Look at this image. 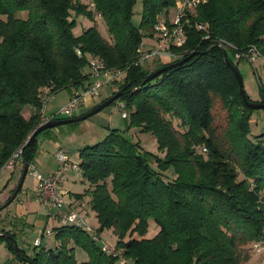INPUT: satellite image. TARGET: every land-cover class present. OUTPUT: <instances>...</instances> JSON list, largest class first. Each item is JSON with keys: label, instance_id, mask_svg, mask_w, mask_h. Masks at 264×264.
Listing matches in <instances>:
<instances>
[{"label": "trees", "instance_id": "obj_1", "mask_svg": "<svg viewBox=\"0 0 264 264\" xmlns=\"http://www.w3.org/2000/svg\"><path fill=\"white\" fill-rule=\"evenodd\" d=\"M92 1L106 37L96 24L73 34L78 18L94 22L79 0H0V168L22 150L17 184L0 190V208L12 202L23 165L35 161L37 140L25 144L41 123L45 89L81 96L92 84L88 61L98 58L123 71L113 83L127 126L79 151L87 188L75 198H89L96 234L110 230L118 254L71 225H57L58 245L34 246L32 256L4 231L0 244L23 264H248L251 243L263 236L264 146L248 138L256 109L246 106L224 57L238 71L233 54L255 47L264 63V0H207L187 13L185 43L170 47L169 64L185 61L145 84L169 64L135 66L137 50L178 0H143L139 26L131 22L135 0ZM258 91V102L243 91L245 100L264 105V81ZM217 107L226 115L222 136L214 128ZM130 129L151 134L158 153L127 138Z\"/></svg>", "mask_w": 264, "mask_h": 264}, {"label": "built area", "instance_id": "obj_2", "mask_svg": "<svg viewBox=\"0 0 264 264\" xmlns=\"http://www.w3.org/2000/svg\"><path fill=\"white\" fill-rule=\"evenodd\" d=\"M85 4L88 9L93 13V18L101 19L100 14L95 12L94 3L92 0H79ZM207 0H178L175 4L176 11L171 21L166 22L162 19L153 27L154 39L158 43V48L153 52L144 53L142 46L140 45L137 53V60L135 66H140L150 58H162L164 56L172 55L170 53V47H181L185 43V31H184V20L187 13L193 11L197 6L205 4ZM199 30H204L203 25H197ZM142 44V43H141ZM219 47H225L223 43H219ZM77 55L80 56L79 51H76ZM258 52L254 47H250L246 52L235 53V59H247L253 62L258 58ZM86 69L90 72V79L92 84L88 90L80 95L72 96L66 104L60 107L55 113L50 116H44L42 114V120L40 125H43L50 121H55L58 118H71L74 113L80 109L83 104L85 95L94 97L105 87H109L112 93L117 92V87L114 86V81L117 80L123 73L119 69H107L102 60L98 58H90ZM50 92L49 89H45L42 97V108L49 102ZM121 110V118L126 119L127 113L123 103H119ZM43 111V110H42ZM43 113V112H42ZM22 150L18 149L6 163L0 168V177L5 171H13L17 164L21 163ZM56 160L58 162L57 170L49 176H42L37 171L34 163L28 164L27 175L33 177L38 182L35 197L39 200L40 204L46 209V215L52 222L58 223L60 226H75L76 228L82 229L87 232L93 241L96 243L100 241L99 236L96 234V230L88 223L85 216L77 211H70L66 213L64 210L67 208L68 203L64 199L63 192L59 191L58 187L65 176L67 171L74 172L79 179L83 178V173L80 171L77 163L70 162L65 154L58 152L56 154ZM47 236L51 235V232L45 233ZM41 239L38 238L34 241V246H39ZM101 250L106 254L117 255L114 248H110L106 244L101 245ZM250 250L257 256L264 257V228L263 236L261 239L254 241L250 245Z\"/></svg>", "mask_w": 264, "mask_h": 264}, {"label": "rangeland", "instance_id": "obj_3", "mask_svg": "<svg viewBox=\"0 0 264 264\" xmlns=\"http://www.w3.org/2000/svg\"><path fill=\"white\" fill-rule=\"evenodd\" d=\"M142 3H143V0H135L134 1L133 8H132V17H131V22L134 26H139V24L141 22ZM173 9L176 11V7L174 6L173 8L170 9L171 14L173 13ZM93 24H96L97 29H98L99 33L101 34V36L106 37L108 35L104 23H102L100 19H96V18L94 19V22H90V21L83 19V18H78L77 22H76V27L73 29L72 32L74 35H79L83 29H85V28H87ZM151 34L153 35V28H152ZM152 35L150 37L146 36L142 39L141 46H142V50L144 53L153 52L158 48V43L156 42L154 37H152ZM256 51L258 52L259 57L256 58L253 62H250L247 59L243 58V59H240L238 61V64H237V69H238L239 76L241 78L243 91H244L247 99L252 103H256L260 100L259 91H258V82L264 81V63H263L262 58L260 57L261 54H260L258 48L256 49ZM240 53H244V52H240ZM233 58H234V60H236L235 59V53L233 54ZM152 61H153V58H150L149 60L144 62L142 64V66H144V65L148 66ZM102 94L104 95V97L107 100L111 97V93H110L109 89H107V88L103 90ZM53 97H56L55 103L48 105L47 110L45 109L47 104L43 108L42 112L43 113L46 112V115H48V113H49L48 111L54 105H58L59 102L65 101L68 98V92L66 90H61L59 92H56V93L50 95V98H49L50 101L49 102L52 101L51 98H53ZM118 104L119 103L114 102L113 104L104 108L100 113H97V114H95V115H93V116L89 117L88 119H85L81 122L74 123V125H72V126L66 125V126L59 127V129H62V128H66V129L72 128V129H70L71 130L70 135H67L65 133L64 134L61 133L60 135H58L59 138L57 140L64 142L62 144L65 147V149L70 151V153H73L74 158L76 157V160H77V155H78V159H79V149H83L85 147H88V146H91V145L97 143L98 141H101L109 133V131L112 130V128L119 130V131L125 130V128L127 126V120H124L121 118V110H120ZM216 113H217V115H216V121H215L214 128H215L217 136H222L224 133V129L226 127V115L219 107H217ZM101 114H105L107 117H110V120L112 118V122L108 121L107 118L103 117ZM174 124L176 125L177 122L174 121ZM249 125H250V129H251V134L249 135L248 138L252 142H254V143L259 142L262 146H264V109H258V110H255L253 112V114L251 115L250 121H249ZM108 127H111V128H108ZM66 129H63V131H65ZM261 135H263V137L259 138V136H261ZM125 136L134 142H139L140 146L145 151L153 153V154L158 153L155 139L151 134L140 133V132L136 131L135 129H130L127 132H125ZM17 179H18V177L17 178L15 177L13 179L11 186L17 184V182H16ZM78 184L82 185V186L79 185V187L84 188L83 185L86 186V184L84 182L78 183ZM34 186H35V179H32L31 177H29L27 175V177L24 181V184H23L22 191L17 196V199H19L22 196V194H23L22 192H24V190H26V189L33 190ZM83 188H80V191ZM86 197L87 196L82 197L83 200L81 199L82 202L80 204L81 205L80 207H85V205L87 203ZM88 212L90 213V210ZM0 214H2V213H0ZM84 216H85L86 220L88 221V223H90V225L92 227H95V225L97 224L96 220L93 219L89 214L88 215L84 214ZM1 217L3 218V216H1ZM0 221H2L1 218H0ZM149 222L153 223L152 221H149ZM57 225H58V223H56V226ZM47 228L48 229H46L43 232L44 234L47 232H52L53 225L50 223V224H48ZM155 232H156V227L152 226V229L149 231L148 236H152ZM40 235L41 234L39 233V235L37 236L36 239H38V238L41 239ZM33 237L34 236H31V238H29L30 243H31L30 247L32 249H33V246H32ZM44 238H43V240H44ZM99 238H100V241L97 242V244L99 246H101L102 244H106L111 249L114 248L116 238L111 233L110 230H104L99 235ZM25 246L29 247L28 243L25 244ZM5 250H7V249L5 248ZM80 251L81 250H79L78 252H80ZM116 253H118V252H116ZM5 259L6 258H3V247L0 246V262H1L0 264H3V263L6 264V263L10 262V261H6ZM262 263H264V257H261V259H260V258L256 257L255 255L251 254V259L249 260L248 264H262ZM20 264H23V263H20Z\"/></svg>", "mask_w": 264, "mask_h": 264}, {"label": "crops", "instance_id": "obj_4", "mask_svg": "<svg viewBox=\"0 0 264 264\" xmlns=\"http://www.w3.org/2000/svg\"><path fill=\"white\" fill-rule=\"evenodd\" d=\"M169 11L166 14H163L159 19H162L166 22L171 21L175 14V10L173 9L172 14H171V10ZM173 59H174L173 55L164 56L162 58H153V61L148 66L146 65L144 66L155 67L156 64L167 65L171 63ZM106 88L109 89L110 93L112 94L111 89L109 87H105L104 89ZM103 90L100 91L94 97L85 95L82 106L80 107L78 111L74 113V116L79 117V116H82L90 112L91 110L96 108L103 100H105L106 98L102 94ZM56 97L51 98L52 101L47 103V106L45 108L46 110H47L48 105L55 103ZM69 99H70V93L68 92V98L65 101L59 102L58 105H54L48 111L49 112L48 115H46V112L43 113V115L50 116L51 114L55 113L60 107L66 104ZM101 115L107 118L108 121L112 122V118L110 120V117H107L105 114H101ZM108 128H111V127H108ZM63 129H66V128L59 129V127H57L55 129H52L48 133H43L37 136L38 151H37L34 164L37 168V171L42 176L46 177V176L52 175L57 170L58 162L55 156L58 152L65 154L70 162L78 163V160H79L78 155H77V160H76V157L74 158L73 153H70V151L65 149V147L62 144L64 142L57 140L59 138L58 135H60L61 133L63 134L65 133L67 135L71 134L70 129L72 128L70 129L67 128L65 131H63ZM80 150L81 149H79V151ZM19 171H20V165L18 164L15 166V169L13 171L11 172L5 171L0 177V190L2 189L10 190L13 187L11 186L13 179L15 177L17 178L18 175L20 174ZM31 178L34 179L33 177ZM24 181H23V184H24ZM78 183H82V179H79L74 172L67 171L58 187L59 191L63 192V195H64L63 197L68 203V206L64 211L68 213L74 210V211L79 212L82 215L89 214L93 219H95L94 214L91 211L90 213L88 212L90 210L87 207L88 205H85V207H80L81 206L80 204L83 199L77 200L75 198L76 195H82L87 188V185L86 186L83 185L84 188L79 187V185L81 184H78ZM23 184L21 187V191L23 188ZM37 187H38V183L35 180V186L33 190L31 189L24 190V192H22L23 193L22 196L19 199H17L16 197V199H14L8 206H6L0 211V213H2L0 215L3 216V218L0 216L2 220L0 221V232L4 231L5 233H9L10 235L14 236L15 242H16L15 244L17 248L24 251L28 256H32L34 252V250L30 247L31 243H30L29 238H31V236H34L33 241H32V246L34 248L33 242L37 238L39 233L41 234L40 235L41 237L40 245L41 246L44 245L45 248L49 249V248H55L58 245L53 240L52 235L47 236L46 234L43 233L46 229H48L47 228L48 224L51 223L53 225V229L56 228L57 226H56V222H52L51 220L47 218L46 209L40 204L39 200L35 197ZM80 188H83V189L80 191ZM88 200L89 198L86 197L87 202ZM93 228L96 229L97 224ZM0 236H4V234L0 233ZM27 243L29 247L25 246V244ZM0 246L3 247V258H6L5 259L6 261H11L12 264H20L17 261L13 260L12 255L7 250H5L4 243H2ZM77 255L81 260L85 259L84 254L82 253L79 254L77 252Z\"/></svg>", "mask_w": 264, "mask_h": 264}, {"label": "water", "instance_id": "obj_5", "mask_svg": "<svg viewBox=\"0 0 264 264\" xmlns=\"http://www.w3.org/2000/svg\"><path fill=\"white\" fill-rule=\"evenodd\" d=\"M185 60H182L178 63H174V64H169L165 67H163L162 69L160 70H157L151 74H149L145 80L143 81V84L147 83V82H150L152 81L153 79H155L156 77H158L159 75H161L163 72H165L166 70L176 66V65H179L181 64L182 62H184ZM224 62H225V65L228 66L237 82H238V86H239V90H240V93L242 94L243 96V100L246 104V106L252 108V109H263L264 108V105H260V104H250L249 102H247L245 100V97H244V94H243V88H242V82H241V78L239 76V73L238 71L232 66V64L229 62V60L226 58V56L224 57ZM120 97V92H116V94H114L113 96H111L108 100H105L104 102H101L96 108H94L93 110H91L90 112L82 115V116H79L77 118H72V119H67V120H55V121H50V122H47L43 125H39L34 131L33 133L30 135L29 139L27 140L25 146H28L30 144H32L34 141L37 140V136L39 134H41L42 132L44 131H47V130H52V129H55L57 127H61V126H65V125H69V124H73V123H78V122H81L85 119H88L89 117L101 112L104 108L108 107L109 105H111L112 103L116 102ZM27 170H28V164H24L23 165V168H22V173H21V177H20V181L17 185V188L16 190L14 191L13 195H12V201L16 198V196L18 195V192L19 190L21 189L22 187V184H23V181L27 175ZM10 204V201L6 204H4L1 208H0V211L1 209L5 208L6 206H8Z\"/></svg>", "mask_w": 264, "mask_h": 264}]
</instances>
